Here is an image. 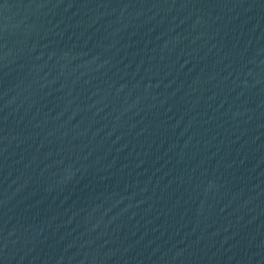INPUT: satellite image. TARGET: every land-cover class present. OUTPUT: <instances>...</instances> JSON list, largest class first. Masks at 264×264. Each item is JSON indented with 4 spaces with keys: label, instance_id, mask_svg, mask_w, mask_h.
Returning a JSON list of instances; mask_svg holds the SVG:
<instances>
[{
    "label": "water",
    "instance_id": "obj_1",
    "mask_svg": "<svg viewBox=\"0 0 264 264\" xmlns=\"http://www.w3.org/2000/svg\"><path fill=\"white\" fill-rule=\"evenodd\" d=\"M0 264H264V0H0Z\"/></svg>",
    "mask_w": 264,
    "mask_h": 264
}]
</instances>
